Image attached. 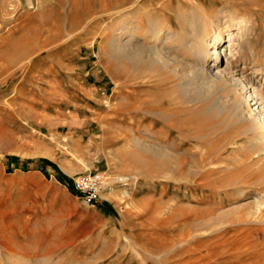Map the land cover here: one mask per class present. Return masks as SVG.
I'll list each match as a JSON object with an SVG mask.
<instances>
[{
    "label": "rangeland",
    "instance_id": "obj_1",
    "mask_svg": "<svg viewBox=\"0 0 264 264\" xmlns=\"http://www.w3.org/2000/svg\"><path fill=\"white\" fill-rule=\"evenodd\" d=\"M163 1L0 0V252L8 237L23 264H252L254 244H264V153L247 123L211 101L190 103L179 87L177 100L163 80L170 69L112 56L106 33L122 8L166 21L199 3ZM235 1L255 29L244 39L236 21L221 23L223 58L264 91V9ZM220 94L231 93L212 102ZM125 101L141 109L127 115L122 105L118 115ZM143 119L153 133L144 141L169 146L165 157L133 153L115 133ZM162 132L169 139L159 143ZM89 172L104 178L94 205L74 188Z\"/></svg>",
    "mask_w": 264,
    "mask_h": 264
},
{
    "label": "bare ground",
    "instance_id": "obj_2",
    "mask_svg": "<svg viewBox=\"0 0 264 264\" xmlns=\"http://www.w3.org/2000/svg\"><path fill=\"white\" fill-rule=\"evenodd\" d=\"M171 1L164 0L163 8L167 7ZM206 1L199 0L197 5L190 3L188 6L180 5L176 8L174 18L172 17V19L176 20L177 26L180 27L182 33L176 30V23L172 19L164 21L162 18H155L149 10L138 6V4L122 8L116 13L111 23L110 33H106L107 35H111L112 56L117 61L121 59L128 61L129 65L144 68L146 71L153 72V69H158V67L170 69L171 76L168 77L164 74L163 80L166 85L172 84L173 95L176 92L175 88L179 87L180 93L190 103L209 104L207 102L211 101L210 103L218 107V110L221 112H234V117H237L238 121L247 123V133H249V136L251 133L254 135L251 143L255 146L258 145L260 147L259 152L264 153V91L253 80L247 79L241 74L238 75L237 70H233L234 68L228 62L225 64L223 58L224 35L222 34L223 29L220 28L221 23L227 24L231 21H236L238 34L245 32L246 37L244 39H247L250 31L251 33L254 31L255 26L247 25L243 21L252 23L255 16H252L253 20L251 17H247V15L244 16L241 13V8L238 6L239 3L235 0H208L215 3V5H218L217 2L222 1L223 7L221 9L214 8L213 10H206L204 8ZM245 5L249 7L255 6V12L259 13L264 9V0H245ZM239 17L242 18V21H237ZM213 38L215 39L212 44L214 46V53L212 54V59L209 60L211 56L209 55V46ZM32 50L36 49L33 48ZM15 52L17 53V51ZM230 55L227 56L228 61L231 60ZM176 64L181 67L186 66L187 71L184 68L176 69ZM116 76L114 73V80L118 82L120 78L118 80ZM171 81L173 82L171 83ZM144 84L151 85L152 83L147 81V83H142V85ZM225 89L230 91L232 95L220 94L216 102H212V97L214 99L217 92H222ZM153 95L146 98L141 96V98H144L142 102L149 103L148 101H150L149 99ZM174 97L177 98L176 95ZM249 101L254 102L253 105H256V108H251ZM173 103H176V101ZM122 105H124V110H126L124 112L127 115L132 111L136 112V110L141 109L140 105L136 106L131 104L130 101H125L116 104L115 112L122 109ZM154 108V112H157L158 107L154 105ZM146 112L149 113L150 111ZM143 121L144 119L138 125L127 124L126 127L117 125L115 133L124 135L129 140L131 152L133 153L140 154L139 152H141L148 155L158 152L161 156L165 157V154H168L169 146L144 141L145 136H152L153 133L146 126H144L145 129L142 128ZM169 124L173 126L171 121H169ZM166 132H162V136L157 137L159 143L169 139V135H164ZM170 132L169 130L168 133ZM172 144H174V141H172ZM6 238L8 239V246L6 251L0 252V264H3L4 261L6 262L5 264H23L21 261L16 260L14 249L9 247L10 239ZM2 239L0 236V245ZM241 248L243 249V247ZM251 262L252 264H264V244H254Z\"/></svg>",
    "mask_w": 264,
    "mask_h": 264
},
{
    "label": "built area",
    "instance_id": "obj_3",
    "mask_svg": "<svg viewBox=\"0 0 264 264\" xmlns=\"http://www.w3.org/2000/svg\"><path fill=\"white\" fill-rule=\"evenodd\" d=\"M104 178L100 173H84L74 180V188L89 205H94L101 197Z\"/></svg>",
    "mask_w": 264,
    "mask_h": 264
},
{
    "label": "crops",
    "instance_id": "obj_4",
    "mask_svg": "<svg viewBox=\"0 0 264 264\" xmlns=\"http://www.w3.org/2000/svg\"><path fill=\"white\" fill-rule=\"evenodd\" d=\"M113 195H115V194H113ZM106 197H108V196H106Z\"/></svg>",
    "mask_w": 264,
    "mask_h": 264
}]
</instances>
